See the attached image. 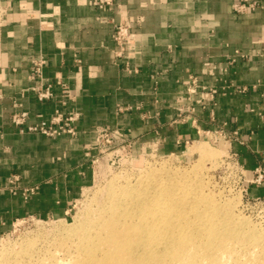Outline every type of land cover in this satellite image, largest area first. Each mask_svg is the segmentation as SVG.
Wrapping results in <instances>:
<instances>
[{
    "label": "crops",
    "instance_id": "1",
    "mask_svg": "<svg viewBox=\"0 0 264 264\" xmlns=\"http://www.w3.org/2000/svg\"><path fill=\"white\" fill-rule=\"evenodd\" d=\"M234 1L115 0L100 9L92 0H0V235L22 216L67 215L92 181L86 152L97 126L120 129L135 147L167 155L226 125L244 141L228 142L240 163L264 167V0L241 16ZM121 15L136 34V73L114 64L112 35ZM236 52L244 57L233 62ZM41 57L43 83L54 92L45 102L32 77V62ZM207 61L217 64L215 76ZM192 75L219 91L213 102L187 99ZM189 104L195 112L180 120L179 108ZM57 110L80 114L75 135L27 133L11 120L27 111L30 124L49 121ZM15 173L21 187H35L28 199L8 189ZM249 193L264 199V184L249 186Z\"/></svg>",
    "mask_w": 264,
    "mask_h": 264
},
{
    "label": "rangeland",
    "instance_id": "2",
    "mask_svg": "<svg viewBox=\"0 0 264 264\" xmlns=\"http://www.w3.org/2000/svg\"><path fill=\"white\" fill-rule=\"evenodd\" d=\"M204 136L195 143H188L181 153L167 155H163L157 150H153V148H142L140 145L135 147L134 139V143L125 150L111 149L101 152L97 148L95 136L94 144L86 152V157L92 168L91 183L84 188L82 195L70 204L67 215L64 217L50 216L42 219L29 215L15 219L11 227L0 235V253H2L0 254V264L88 263L79 262L82 255L85 254L82 241L84 235L76 233L70 235L69 232L63 229L81 225L87 220H91V222L94 220L95 230L91 228L85 235L88 236L89 233V235L98 234L100 232L98 229L100 227L99 223H107L113 213L114 217L116 216V210L113 212L108 209L112 205V196L116 193L117 197L115 199L120 200V197H122L120 195L128 189L131 190L134 196H137L135 201L137 203L139 199L140 202L138 201L137 204H140L143 198L138 197L136 189H145L147 185L160 198L165 197V190L167 189L172 191L176 189V193L180 190L178 195H169L168 198L176 203L177 210L178 206H182L188 218L192 217L190 220L197 217L194 209L197 203L194 202V199L196 198L195 193L199 191L203 197L207 198V202L201 201L197 206L204 212L210 209L212 213L210 219L220 223L216 229H235L236 232L232 235H223L220 232L210 234L204 230V233L202 232L200 235L199 233L194 234L191 241L193 244H187L188 247H192V251L193 247L197 248L194 251L198 262L193 264H218L225 257L222 264H264V201L253 202L247 199L248 196L243 193L241 184L238 182L239 177L228 165L229 143L226 141L214 143L206 135ZM224 149L228 151V154H225ZM246 173L249 176L248 178L253 176L252 170L247 169ZM14 177L18 178L17 181L15 178L18 187L17 193L11 191L10 181ZM150 177H153L154 180H151ZM171 180L174 183H170ZM146 181L147 183H145ZM163 181L165 185L160 188L159 183ZM20 182L21 175L18 173L13 174L9 179L10 186L8 189L11 193L21 194L25 199H28L34 193L35 187L24 188L20 186ZM172 191L171 193H174ZM109 193L111 197L108 195ZM119 220L123 221V217H120ZM185 221H188V219H185ZM104 231L105 229H101L100 233L106 235ZM176 231H179V229H176ZM222 232L225 231L222 230ZM227 249L229 253H227ZM10 251H13V253ZM233 251L234 253L238 252L239 255L238 253L232 254ZM102 253L103 250L100 249L98 256ZM254 254L255 256H252ZM252 257L254 258L252 259ZM134 259L136 258L131 260L134 261ZM161 262L160 264H173L170 260L166 261V259H162ZM113 263L116 262H110V264ZM136 263L120 262V264ZM93 264L101 263L93 262Z\"/></svg>",
    "mask_w": 264,
    "mask_h": 264
},
{
    "label": "bare ground",
    "instance_id": "3",
    "mask_svg": "<svg viewBox=\"0 0 264 264\" xmlns=\"http://www.w3.org/2000/svg\"><path fill=\"white\" fill-rule=\"evenodd\" d=\"M224 151H225V154H228L227 150L224 149ZM153 177L152 178L150 177L151 180H154ZM145 183H147V181ZM170 183H174V181L171 180ZM164 185H165L164 181L159 183L160 188H162ZM175 190L176 189L173 190L174 193H171L172 190L170 189L165 190L166 191L165 197L160 198L157 195V193L155 194L152 191V189L148 187V185L145 189L144 188H140L139 190L136 189V191H138V197L143 198V201L140 204H137L139 199L136 203L135 200H137V196H134L131 190H128V189L125 190L120 195L122 196L120 197V200L115 199L117 197V194L113 193L114 194L112 196L113 201L111 202L112 205L108 209L113 212H115L116 210V216L114 217V213H113V215L109 219V220L112 219L111 221L108 220L107 223L101 222L102 224L99 223L100 227L97 226L99 227L98 229L100 230V232H101V229H105L104 232L106 235H103L102 233L99 232L96 235H89L90 234L89 233L88 236H86L87 232H89L88 231L89 229L93 228L95 230L96 225H93L95 224L93 223L94 220H92V222L91 220H87V221H84L85 223H82L81 225H78L75 227L72 226L69 229L68 227L66 229H63L69 232L70 235L71 233L84 235V238H82V241H83V250L85 251V254L82 255V258H80L81 260H79V262H83V263L88 262L86 264H93V262H99L101 264H110V262H116L113 264H120V262H137L136 264H160L162 263L161 262L162 259L164 260L166 259V261L170 260V262H172L173 264L175 263L193 264L194 262H198L197 255L194 251V250H197V248L193 247V251H192L191 249L192 247H188L187 244L189 243L190 245L193 244L191 241L193 239L194 234L199 233L200 235V233L202 232L204 233L205 231L210 234H217L218 232H220L223 235H232L236 232L235 229H216L217 225H219L220 223L216 222L213 219H210L212 215L210 209L207 212H204L202 209L199 208V206H197V204H200L201 201L207 202V198L203 197L199 191L195 193L196 198L194 199V202L197 203L194 206L197 217L194 218V220H190L192 217L188 218V215L185 209L182 206H178V210H177L176 203H174L172 200L168 198L169 195H175V196L178 195V192L180 190H178L177 193L175 192ZM108 195H110V193ZM175 210H177L178 213L175 212ZM95 214L97 213L95 212ZM120 217H123V221L119 220ZM185 219H188V221H185ZM222 226H225V225H222ZM186 228H189V229H186ZM176 229H179V231H176ZM222 230H224L225 232H222ZM100 249L103 250V253L102 255L98 256V252ZM13 251H10V252L13 253ZM225 252L227 251L225 250ZM227 253H229V250ZM237 253L236 252L234 253L233 251L232 254H237ZM229 256L232 257L231 255ZM252 256H255V254ZM239 257L238 258L236 257V258L239 259ZM132 258H136V259H134L133 261L131 260ZM253 258L254 257H252V259ZM224 259L222 258L221 261L223 262ZM71 260L74 261L73 259ZM239 260H242V259L240 258ZM222 262H219V263L222 264ZM62 264H65V263H62Z\"/></svg>",
    "mask_w": 264,
    "mask_h": 264
},
{
    "label": "built area",
    "instance_id": "4",
    "mask_svg": "<svg viewBox=\"0 0 264 264\" xmlns=\"http://www.w3.org/2000/svg\"><path fill=\"white\" fill-rule=\"evenodd\" d=\"M92 4L100 9H105L112 7L115 4V0H92ZM261 7L259 0H235L233 3V11L236 15H245L256 11ZM2 6L0 4V12H2ZM113 40L115 42V48L113 50L115 60L114 64L127 73H136L138 69L132 67L131 61L134 57L135 52V40L136 34L133 32L132 21L130 18L121 15L120 20L114 24ZM237 57H244V54L236 52V57L232 58L233 62L237 61ZM47 61L45 58L41 57L34 59L32 62V77L39 80V83L35 87V92L40 101L45 102L53 98L54 92L51 85H46L43 83L44 77V67ZM205 66L208 69L207 72L212 76H215L216 72L219 70L217 64L211 61L205 62ZM227 72L226 68L221 69V72ZM191 83L187 90V99L192 102L194 96L198 95L199 98L195 102L199 105H205L206 103L213 102L218 94V90L214 87H208L201 85L198 82L197 77H190ZM227 87H224V91ZM237 92H246L248 88H235ZM131 107H120L119 111L124 112L126 110H131ZM179 119L187 120L189 116L193 115L195 112V106L189 104L187 106H182L179 108ZM29 113L23 111L20 113H15L11 120L12 123L19 129L27 133H37L42 134L47 137H57L64 134L75 135L76 134V123L80 119L79 113H72L65 115L62 111L57 110L52 118L48 121H41L39 123L30 124L28 123ZM97 148L101 152H106L111 149H116L117 151L125 150L130 147L134 141L133 138L126 132L120 129H112L108 126H97L95 129ZM214 143L218 141H239L244 143V141L239 137V133L236 130L229 129L226 125L220 126L217 130L207 131L205 134ZM228 165L239 177L238 182L241 184V188L247 199L253 202H263V198H252L249 194V186L251 185H263L264 184V167H258L253 171V176L248 178L247 169L240 163L238 154L232 149H229L228 155ZM15 178H12L11 191L17 193L18 187L15 183ZM18 178H16L17 181Z\"/></svg>",
    "mask_w": 264,
    "mask_h": 264
}]
</instances>
